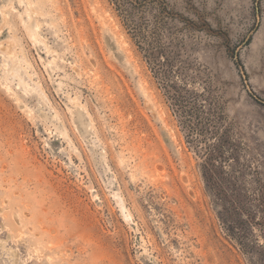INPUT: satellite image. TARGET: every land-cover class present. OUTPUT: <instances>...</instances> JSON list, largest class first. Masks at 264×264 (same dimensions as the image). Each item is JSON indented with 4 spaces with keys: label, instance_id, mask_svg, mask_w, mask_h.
Here are the masks:
<instances>
[{
    "label": "rangeland",
    "instance_id": "1",
    "mask_svg": "<svg viewBox=\"0 0 264 264\" xmlns=\"http://www.w3.org/2000/svg\"><path fill=\"white\" fill-rule=\"evenodd\" d=\"M166 1L220 201L112 0H0V264H264V0Z\"/></svg>",
    "mask_w": 264,
    "mask_h": 264
},
{
    "label": "trees",
    "instance_id": "2",
    "mask_svg": "<svg viewBox=\"0 0 264 264\" xmlns=\"http://www.w3.org/2000/svg\"><path fill=\"white\" fill-rule=\"evenodd\" d=\"M135 44L158 79L170 105L184 129L188 142L202 158L201 170L210 191L220 201V160L229 141L228 131H220V110L206 96L190 85L184 66L177 59L172 42H162L173 12L166 0H112ZM151 16V19L148 16ZM167 34L165 37H168ZM233 155V152L229 154ZM229 156V157H230Z\"/></svg>",
    "mask_w": 264,
    "mask_h": 264
},
{
    "label": "bare ground",
    "instance_id": "3",
    "mask_svg": "<svg viewBox=\"0 0 264 264\" xmlns=\"http://www.w3.org/2000/svg\"><path fill=\"white\" fill-rule=\"evenodd\" d=\"M30 17V16H29Z\"/></svg>",
    "mask_w": 264,
    "mask_h": 264
}]
</instances>
